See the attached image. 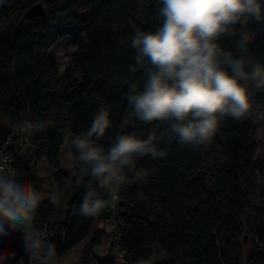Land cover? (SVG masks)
I'll list each match as a JSON object with an SVG mask.
<instances>
[{
  "label": "trees",
  "instance_id": "16d2710c",
  "mask_svg": "<svg viewBox=\"0 0 264 264\" xmlns=\"http://www.w3.org/2000/svg\"><path fill=\"white\" fill-rule=\"evenodd\" d=\"M37 1L46 15L28 20L25 10ZM157 16L155 0H0V119L19 121L30 115L48 124L32 134L0 123V148L17 129L15 139H22L21 145L6 150L13 158V172L39 191L33 168L41 159L57 168L66 141L85 179V185L76 189L55 170L59 188H73L64 220L49 218L54 208L46 198L39 206L35 226L46 228L58 257L87 236L81 258L91 248L99 251L110 239L103 227L113 216L108 204L97 218L77 214L87 177L69 138L87 130L102 104L110 108L112 120L100 141L105 147L121 131L146 138L149 132L159 135L162 128L135 120L123 83L142 82L141 72L129 70L134 54L131 37L137 27L154 30L160 23ZM248 27L249 52L264 60V25L250 22ZM66 36L75 50L59 75L49 49ZM253 101L249 117L224 119L207 151L165 139L160 143L168 152L164 158H138L136 167L147 168L150 180L117 191L115 221L126 264H137L149 255L157 264H264V158L257 150L258 125L251 122L257 111L264 113V93ZM65 111L67 115H61ZM23 144L26 152L20 150ZM220 155L228 158L221 161ZM245 235L250 239L246 251ZM97 255L103 264L114 260Z\"/></svg>",
  "mask_w": 264,
  "mask_h": 264
},
{
  "label": "clouds",
  "instance_id": "9594fccd",
  "mask_svg": "<svg viewBox=\"0 0 264 264\" xmlns=\"http://www.w3.org/2000/svg\"><path fill=\"white\" fill-rule=\"evenodd\" d=\"M155 6L160 23L154 30L137 27L131 37L134 54L129 70L141 72L142 82L123 79V83L135 120L162 128L159 135L149 132L146 138L121 131L105 147L100 141L112 120L110 108L102 104L87 130L69 138L87 177L77 209L81 217L99 216L107 206L105 197H115L130 183L147 184L149 170L136 163L146 156L164 158L168 152L160 147L161 141L207 151L224 119L249 117L253 97L264 93V60L250 54L248 31L250 22L264 25V0H155ZM0 123L32 134L48 127L30 115L19 121L3 118ZM227 158L220 155L221 161ZM45 198L57 209L62 206L61 191L42 194L0 164V237L11 239L20 233L27 256V262L22 256L16 264H59L56 245L35 226ZM15 257L0 239V264ZM137 264H157V258L141 257Z\"/></svg>",
  "mask_w": 264,
  "mask_h": 264
},
{
  "label": "rangeland",
  "instance_id": "374dc122",
  "mask_svg": "<svg viewBox=\"0 0 264 264\" xmlns=\"http://www.w3.org/2000/svg\"><path fill=\"white\" fill-rule=\"evenodd\" d=\"M74 50L75 47L68 42V36L63 37L62 39L57 41L53 46L50 47L49 52L55 59L57 72L59 75L62 74L65 69L67 56ZM251 122L253 124L257 123L258 125L257 150L259 155L262 158H264V113L262 112L261 109L251 117ZM66 136H68L67 132H66ZM21 143H22V139L19 138L18 141L17 139H15V142L13 143L12 146L18 147L21 145ZM20 150L26 152L27 151L26 145L23 144ZM56 166L57 168H52L48 165V163L45 160L41 159L36 163L35 168H33V173H34L36 185L38 186V189L42 194H46L53 190L61 191L62 206L59 209L53 206L54 212L51 215H49V218L53 219L58 217L60 220H64L65 218L68 217V209L71 206L68 201L73 188H71L68 191L60 189L55 177V170L60 171L63 175L64 181H67L69 184H72L74 188L78 189L79 187H83L85 185V181H84L85 179L82 176V174L79 172L77 164L73 161L69 148L66 144V141L65 143H63V145L60 148V154L57 159ZM116 203L117 201L107 199V204L110 206L111 215L113 216L117 215L118 212ZM246 241L248 242H245L243 246L245 251L248 250L250 246V239L248 238ZM83 248L84 246L82 247V249ZM114 258L116 259V264H126L122 252L120 254H117ZM82 259L83 258H81L80 264H82ZM79 261L80 259L77 261V263Z\"/></svg>",
  "mask_w": 264,
  "mask_h": 264
},
{
  "label": "built area",
  "instance_id": "2783aa9c",
  "mask_svg": "<svg viewBox=\"0 0 264 264\" xmlns=\"http://www.w3.org/2000/svg\"><path fill=\"white\" fill-rule=\"evenodd\" d=\"M17 133H18L17 129H15L13 132V135L9 136L5 144L0 148V164L5 165L6 170L11 171V172H13V169L11 166L13 158L11 156V153L6 152V150L13 147L12 145L15 142V134ZM110 199L117 201V192L115 194V197L110 196ZM115 220H116L115 216H112L111 219H109L106 222L105 227H104L105 231H107L110 234V239H109L110 244L105 254V257L107 259L114 258L117 254H120L121 252L123 253V251L119 248L120 234L117 230ZM37 228H39L44 233L45 236L47 235L45 227H40L38 225ZM82 264H103V262H102V258H99V255H97L96 252H94L93 250H88L85 253L84 258L82 259Z\"/></svg>",
  "mask_w": 264,
  "mask_h": 264
},
{
  "label": "water",
  "instance_id": "95a60500",
  "mask_svg": "<svg viewBox=\"0 0 264 264\" xmlns=\"http://www.w3.org/2000/svg\"><path fill=\"white\" fill-rule=\"evenodd\" d=\"M46 15L45 7L39 2H34L25 10V17L31 21H38L44 18ZM80 16L83 15L82 12L79 13ZM246 235L243 236V240H246ZM7 242V247L9 251H14L16 253V257L14 259H10L7 264H16V261L20 257H24L25 262H27V256L24 253V242L20 233H15L11 239L8 237H0Z\"/></svg>",
  "mask_w": 264,
  "mask_h": 264
},
{
  "label": "crops",
  "instance_id": "0c3cea01",
  "mask_svg": "<svg viewBox=\"0 0 264 264\" xmlns=\"http://www.w3.org/2000/svg\"><path fill=\"white\" fill-rule=\"evenodd\" d=\"M93 218H97V217H93ZM103 229H104V227H103ZM88 242H89V236H87L83 241L79 242L78 244H76L75 246L70 248L68 251H66L65 253L60 255L58 257L59 258V264H76L79 259L81 260L82 247L85 246ZM109 244H110V241L107 240V242L105 241L99 247L100 248L99 251H96L95 249H92V248H91V250H93L94 252L104 256L108 250ZM106 264H109V262H107ZM112 264H116L115 258H114Z\"/></svg>",
  "mask_w": 264,
  "mask_h": 264
}]
</instances>
